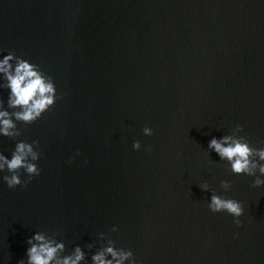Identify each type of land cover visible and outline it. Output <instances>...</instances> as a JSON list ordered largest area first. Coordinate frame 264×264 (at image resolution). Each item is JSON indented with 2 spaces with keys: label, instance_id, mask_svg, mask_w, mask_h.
<instances>
[{
  "label": "water",
  "instance_id": "obj_1",
  "mask_svg": "<svg viewBox=\"0 0 264 264\" xmlns=\"http://www.w3.org/2000/svg\"><path fill=\"white\" fill-rule=\"evenodd\" d=\"M9 51L58 98L15 140L0 135L9 158L18 140L41 154L27 187L0 172V264L26 259L36 231L57 233L64 254L80 245L81 264L100 232L136 264H264V185L208 149L237 124L264 147V0H0ZM205 182L241 202L240 226L209 210Z\"/></svg>",
  "mask_w": 264,
  "mask_h": 264
},
{
  "label": "clouds",
  "instance_id": "obj_2",
  "mask_svg": "<svg viewBox=\"0 0 264 264\" xmlns=\"http://www.w3.org/2000/svg\"><path fill=\"white\" fill-rule=\"evenodd\" d=\"M0 89H8L7 109L4 101L0 100V135L15 140L19 137L21 129L17 122L30 125L37 121L43 113L48 111L57 100V89L52 76L46 74L39 65L29 62L9 51L0 58ZM8 109H11L9 111ZM145 135H152L153 130L147 126L142 129ZM243 131V126L237 124L232 129V134H225L220 138L212 137L208 142V149L214 151L220 160L230 164L233 174H245L254 177L253 187L264 185V147H255L250 144L246 136L238 135ZM38 141L28 143L18 140L11 152V157L0 153V172L6 170L2 176L9 188L16 186L27 187L33 176H38L41 169L36 161L40 152L36 147ZM132 148L139 150L140 142L133 141ZM148 151H151L149 146ZM78 154V153H77ZM26 174L21 179L20 170ZM259 173V175H257ZM220 185L224 190H229V181L221 180ZM203 191H211L208 208L211 212L226 211L233 217V222L241 225L244 213L241 202L225 198L210 189L207 182L200 185ZM109 231H117L115 225ZM57 233L36 231L26 240V259L17 261V264H81L85 261L86 253L80 245H75L69 254L65 253V243L56 239ZM100 247L91 255V264H136L131 249L115 247V241L106 238L104 232L98 233ZM88 249L94 247L93 243L86 245ZM110 257V258H109Z\"/></svg>",
  "mask_w": 264,
  "mask_h": 264
}]
</instances>
